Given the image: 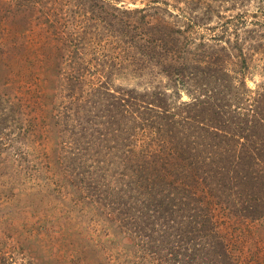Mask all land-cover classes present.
<instances>
[{"label":"trees","instance_id":"16d2710c","mask_svg":"<svg viewBox=\"0 0 264 264\" xmlns=\"http://www.w3.org/2000/svg\"><path fill=\"white\" fill-rule=\"evenodd\" d=\"M218 1L235 8L239 0ZM63 3L52 24L64 7L73 9L71 24L81 15L95 36L117 40L119 53L103 62L104 76L88 91L66 75L63 103L41 123H24L20 105L1 97L0 135L8 132L0 141L14 142L8 159L23 156L25 170H33L29 176L42 171L34 159L39 149L21 150L16 143L46 127L64 147L54 158L44 151L45 171L116 211L122 227L159 264H252L232 254L211 206L226 217L224 224L229 218L251 224L264 219V86L248 89L245 73L246 42L261 44V38L253 30L240 35L246 19L218 12L222 20L210 4L185 1L187 8L177 14L166 6L149 12L111 0ZM171 8L179 10L177 4ZM68 17L59 23L61 34L68 31ZM213 19L221 22L211 27L207 21ZM155 74L167 86L147 87L154 80L142 88L114 84L120 77ZM178 91L191 99L179 101ZM257 255L254 264H264V249ZM1 256L0 264H15L9 254Z\"/></svg>","mask_w":264,"mask_h":264},{"label":"rangeland","instance_id":"374dc122","mask_svg":"<svg viewBox=\"0 0 264 264\" xmlns=\"http://www.w3.org/2000/svg\"><path fill=\"white\" fill-rule=\"evenodd\" d=\"M64 1L0 0V98L3 97L5 103L13 101L20 105L18 111L24 123L33 118L41 123L48 111H57L66 94L64 84H61L66 75L70 73L80 79V86L88 91L89 85L104 76L103 62L119 53L117 40L95 36L91 23H86L88 20L81 15L75 18L78 19L75 24H71L73 9L67 12L64 7L66 13L62 11L61 19L52 24L57 17L56 10ZM111 1L118 7L146 8L149 12L153 6H166L177 14L181 7L187 8L185 1H192V7L196 3L199 7L210 4L212 13L222 20L225 17L218 12L221 15L240 14L246 19V27L244 25L239 31L240 35L246 37L248 31L253 30L262 42L257 44L254 39L246 42V87L253 91L264 86V0H239L235 8L232 2L218 0ZM173 4H177L179 10L172 9ZM67 17L68 31L61 34L63 28L59 23ZM207 22L212 27L221 21ZM87 28L92 34L85 33ZM69 34L72 41L66 43L64 40ZM78 68L82 70L78 71ZM146 76L142 80H135L132 76L120 77L114 80V84L142 88L147 86H143L145 82L154 80L147 87L167 86L166 80L156 74ZM168 92L175 91L168 89ZM178 93L179 101L191 99L185 92ZM7 132L3 130L0 137ZM18 133L22 132L18 130ZM52 134L44 127L42 132L34 131L30 140L24 137L16 143L21 150L27 146L30 150L39 149L34 159L42 171L35 176H29L33 170H25L23 156L17 162L14 156L8 159L7 154L13 153L10 144L14 145V142L1 144L0 141V256L9 254L7 257L11 256L15 264H159L156 256L122 227L115 216L116 211L111 213L102 200L86 198L70 180H63L52 170L45 171L44 151L49 149L54 158L64 147ZM15 136L21 137L12 135ZM211 207L232 254L254 264L260 257L257 253L264 249V219L251 224L229 218L224 224L226 217ZM253 244L261 246L256 249Z\"/></svg>","mask_w":264,"mask_h":264}]
</instances>
